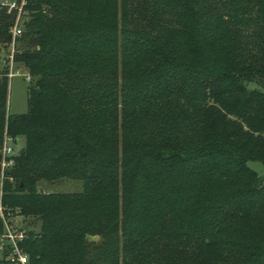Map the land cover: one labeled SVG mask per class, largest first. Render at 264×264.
<instances>
[{
	"label": "trees",
	"instance_id": "obj_1",
	"mask_svg": "<svg viewBox=\"0 0 264 264\" xmlns=\"http://www.w3.org/2000/svg\"><path fill=\"white\" fill-rule=\"evenodd\" d=\"M25 1L0 206L39 222L30 262L264 264V0ZM14 18L0 5L5 53ZM63 178L82 190L37 188Z\"/></svg>",
	"mask_w": 264,
	"mask_h": 264
},
{
	"label": "built area",
	"instance_id": "obj_2",
	"mask_svg": "<svg viewBox=\"0 0 264 264\" xmlns=\"http://www.w3.org/2000/svg\"><path fill=\"white\" fill-rule=\"evenodd\" d=\"M25 0H2L0 5L7 9V12H14L15 18L13 26L11 27V42L8 51L5 53L1 62L5 69L6 76L10 79L15 72V65L17 62L14 61L15 54V39L22 34V26L24 24V5ZM26 79L30 81L31 76L26 74ZM17 140L13 137L4 133L2 145L0 149V193L4 179L7 177V172L13 168L15 164L16 152L15 144ZM11 180V177H8ZM17 216H13L11 213L5 214L2 207L0 206V218L3 224V231L0 233V250L5 253V259L10 261L12 264H32L27 253L23 250L20 242L26 235V229L22 228L18 220L14 219L11 223L10 219Z\"/></svg>",
	"mask_w": 264,
	"mask_h": 264
},
{
	"label": "rangeland",
	"instance_id": "obj_3",
	"mask_svg": "<svg viewBox=\"0 0 264 264\" xmlns=\"http://www.w3.org/2000/svg\"><path fill=\"white\" fill-rule=\"evenodd\" d=\"M1 1V0H0ZM5 55V52L0 48V70L3 68V63L1 59ZM15 73L9 79L8 85V97H7V111L11 114L24 113L27 110V94L28 89L32 84V79L28 81L26 79V74H28L27 69L22 65L17 63L15 65ZM252 86V84H251ZM24 145V139L21 138L15 144V150L18 152L21 147ZM248 166L255 170L260 176L264 178V163L260 161H249ZM38 190L41 191H51V192H64V193H75L80 192L83 188V183L79 179H57L54 181H45L41 180L37 184ZM14 219L18 220L22 228L30 227L37 229L39 222L35 219H23L20 216L11 218V223L14 222ZM2 257V252L0 250V259Z\"/></svg>",
	"mask_w": 264,
	"mask_h": 264
},
{
	"label": "water",
	"instance_id": "obj_4",
	"mask_svg": "<svg viewBox=\"0 0 264 264\" xmlns=\"http://www.w3.org/2000/svg\"><path fill=\"white\" fill-rule=\"evenodd\" d=\"M35 91L38 92V89L36 88Z\"/></svg>",
	"mask_w": 264,
	"mask_h": 264
},
{
	"label": "crops",
	"instance_id": "obj_5",
	"mask_svg": "<svg viewBox=\"0 0 264 264\" xmlns=\"http://www.w3.org/2000/svg\"><path fill=\"white\" fill-rule=\"evenodd\" d=\"M2 1V0H1Z\"/></svg>",
	"mask_w": 264,
	"mask_h": 264
}]
</instances>
